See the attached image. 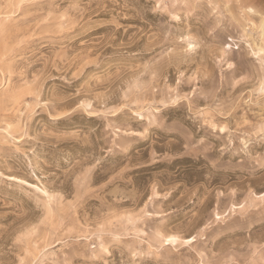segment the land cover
<instances>
[{
	"label": "rangeland",
	"instance_id": "374dc122",
	"mask_svg": "<svg viewBox=\"0 0 264 264\" xmlns=\"http://www.w3.org/2000/svg\"><path fill=\"white\" fill-rule=\"evenodd\" d=\"M0 264H264V0H0Z\"/></svg>",
	"mask_w": 264,
	"mask_h": 264
}]
</instances>
